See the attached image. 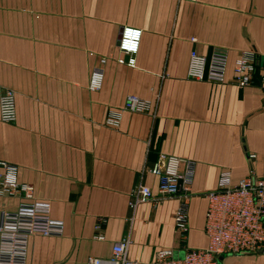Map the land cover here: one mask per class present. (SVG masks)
<instances>
[{
    "label": "crops",
    "instance_id": "0c3cea01",
    "mask_svg": "<svg viewBox=\"0 0 264 264\" xmlns=\"http://www.w3.org/2000/svg\"><path fill=\"white\" fill-rule=\"evenodd\" d=\"M126 26L142 29L134 66L118 61ZM214 50L228 53L226 80L190 78L191 52ZM245 52L259 63L240 86L234 66ZM94 69L104 72L99 90L89 88ZM263 71L264 0H0V96L14 89L17 107L15 122L0 119V162L17 165L33 199L50 201L65 225L62 236L30 237L28 264H87L127 237L129 258L145 264L159 250L205 248V194L221 172L234 183L264 178ZM130 94L149 111L125 109ZM112 111L118 128L106 123ZM161 153L196 162L186 239L175 227L178 199L129 204L140 182L157 191L159 177L144 170ZM33 199L0 195V211ZM221 264H264V251Z\"/></svg>",
    "mask_w": 264,
    "mask_h": 264
},
{
    "label": "built area",
    "instance_id": "2783aa9c",
    "mask_svg": "<svg viewBox=\"0 0 264 264\" xmlns=\"http://www.w3.org/2000/svg\"><path fill=\"white\" fill-rule=\"evenodd\" d=\"M142 39V29L134 26L123 28L119 41L122 64L134 66ZM127 56V58H126ZM259 63L255 54L245 52L235 62V81L240 86L252 83ZM229 56L226 51L214 50L210 56L192 51L188 66V76L196 80L224 82L227 76ZM104 81V72L94 69L89 88L99 90ZM260 85L264 88V71L260 75ZM124 108L132 112H146L151 102L140 96H127ZM0 119L13 123L17 119L16 92L4 88L0 96ZM121 112H110L106 123L118 128ZM4 172L0 176V195L23 194L33 199L34 187L18 179V166L0 162ZM196 162L192 159L161 153L148 171L159 177L158 189L140 182L131 191L130 207L136 210L144 202L155 204L168 198L179 201L174 221L177 231L186 239L189 230V205L194 195L193 181ZM208 208L205 232L208 245L195 249L184 247V255L176 257L171 249L159 250L147 264H221V256L258 253L264 251V178L247 175L238 182L232 181L230 170L220 174L218 188L208 191ZM52 204L47 200L33 199L20 202L15 210L0 211V264H28L29 242L33 234L62 236L65 225L62 220L51 215ZM133 219V218H132ZM104 221L96 226L95 238L105 239L102 232ZM130 238L116 241L113 253L108 258L89 256L87 264H145L128 256Z\"/></svg>",
    "mask_w": 264,
    "mask_h": 264
},
{
    "label": "rangeland",
    "instance_id": "374dc122",
    "mask_svg": "<svg viewBox=\"0 0 264 264\" xmlns=\"http://www.w3.org/2000/svg\"><path fill=\"white\" fill-rule=\"evenodd\" d=\"M183 255L179 256V257H182Z\"/></svg>",
    "mask_w": 264,
    "mask_h": 264
}]
</instances>
